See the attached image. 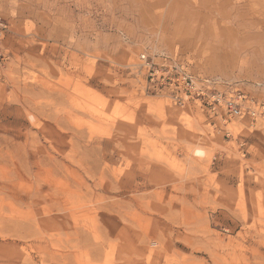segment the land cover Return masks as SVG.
<instances>
[{
    "label": "rangeland",
    "instance_id": "1",
    "mask_svg": "<svg viewBox=\"0 0 264 264\" xmlns=\"http://www.w3.org/2000/svg\"><path fill=\"white\" fill-rule=\"evenodd\" d=\"M33 1L0 0V264H264V111L177 106L134 67L264 104V0Z\"/></svg>",
    "mask_w": 264,
    "mask_h": 264
},
{
    "label": "built area",
    "instance_id": "2",
    "mask_svg": "<svg viewBox=\"0 0 264 264\" xmlns=\"http://www.w3.org/2000/svg\"><path fill=\"white\" fill-rule=\"evenodd\" d=\"M9 33L8 24L0 19V40ZM145 81V90L152 94L166 95L175 105L187 106L199 100L212 115L243 117L254 120L264 104H257L238 87H219L212 78H196L177 57L168 54L142 53L134 64Z\"/></svg>",
    "mask_w": 264,
    "mask_h": 264
},
{
    "label": "crops",
    "instance_id": "3",
    "mask_svg": "<svg viewBox=\"0 0 264 264\" xmlns=\"http://www.w3.org/2000/svg\"><path fill=\"white\" fill-rule=\"evenodd\" d=\"M33 4V6L35 7V9H36V0H34L33 2H32ZM126 4H128V3H126ZM131 6L128 4L126 7H124V9H125V12H133V11H135V10H129V8H130ZM137 12V11H136ZM157 13H159V10H156V14ZM154 21V20H153ZM159 21H162L163 22V24L162 25H164V29H169V30H171V33H169L170 34V36H168L167 34L166 35H164V42H166V43H171L172 41L168 38V37H171V38H174V39H176L180 44H183L182 42H181V40H180V37H179V35L178 34H176L174 31H173V29H174V21H173V19H166V18H164L163 16H160V17H158L156 20H155V22H159ZM141 24H142V19H141ZM142 25H144V24H142ZM148 25V24H147ZM146 24L144 25V26H147ZM167 39H169V41L167 42L166 40ZM171 41V42H170ZM190 45V44H189ZM164 52H159V53H153V54H151V55H155V54H163ZM164 54H167V53H164ZM168 55H170V54H168ZM171 56V55H170ZM173 57H175V56H173ZM179 59V58H178ZM182 63H184L185 64V62L183 61V60H181V59H179ZM186 65V64H185Z\"/></svg>",
    "mask_w": 264,
    "mask_h": 264
},
{
    "label": "bare ground",
    "instance_id": "4",
    "mask_svg": "<svg viewBox=\"0 0 264 264\" xmlns=\"http://www.w3.org/2000/svg\"><path fill=\"white\" fill-rule=\"evenodd\" d=\"M231 35V34H230ZM227 43L229 44L230 42L229 41H227ZM228 44H225V45H228ZM197 151H200V150H197Z\"/></svg>",
    "mask_w": 264,
    "mask_h": 264
}]
</instances>
